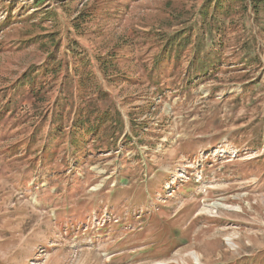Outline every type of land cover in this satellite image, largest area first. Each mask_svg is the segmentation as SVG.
<instances>
[{
  "label": "rangeland",
  "instance_id": "obj_1",
  "mask_svg": "<svg viewBox=\"0 0 264 264\" xmlns=\"http://www.w3.org/2000/svg\"><path fill=\"white\" fill-rule=\"evenodd\" d=\"M0 264H264V0H0Z\"/></svg>",
  "mask_w": 264,
  "mask_h": 264
},
{
  "label": "bare ground",
  "instance_id": "obj_2",
  "mask_svg": "<svg viewBox=\"0 0 264 264\" xmlns=\"http://www.w3.org/2000/svg\"><path fill=\"white\" fill-rule=\"evenodd\" d=\"M220 203H221V202H220ZM218 205H220V204H218V203H214V204H213V206H218Z\"/></svg>",
  "mask_w": 264,
  "mask_h": 264
}]
</instances>
